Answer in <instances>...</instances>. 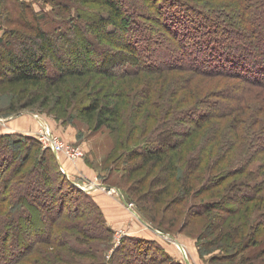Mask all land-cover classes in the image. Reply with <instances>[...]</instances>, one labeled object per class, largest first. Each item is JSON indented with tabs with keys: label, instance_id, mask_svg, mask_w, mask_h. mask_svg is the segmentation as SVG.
Here are the masks:
<instances>
[{
	"label": "trees",
	"instance_id": "obj_1",
	"mask_svg": "<svg viewBox=\"0 0 264 264\" xmlns=\"http://www.w3.org/2000/svg\"><path fill=\"white\" fill-rule=\"evenodd\" d=\"M50 1L57 16L62 10L64 11V19L59 18L60 21L52 25L50 22L46 28L45 22L48 21L49 11L42 8L36 10L23 0H0V2H4L0 7V25L3 28L0 35V50L2 51L0 75H3L0 76V83L3 81L7 84V89L19 85L48 88L54 83H57L58 86L54 85L53 87H59L60 84H65L69 77L94 75L92 72H102L99 74L107 76H113V74L127 75L129 78L124 79L125 82H132V77H138L139 81H142L139 70L149 76L150 71L175 68L177 69L175 76L178 83L169 87V89L171 88L170 94L168 93L169 89L165 94L164 87L160 89L154 85L157 90L154 96L156 99L158 98V104H160V106L157 105V110L165 115L163 120L166 123L163 125L166 127L172 123L170 118L176 111L179 115L183 113L192 115L198 109L197 118H202L205 114L204 111L199 110L200 103L204 101L202 97L209 92L210 88L212 89L211 86H218L224 81L215 82L214 85H209L208 82L213 79L217 81L220 76L235 77L238 80L236 85L240 83L243 85L239 93V99H243L237 104L240 109L238 115H242V113L243 115L237 117L239 118L238 123L242 122L244 114H249L250 109L264 112V105L260 104L263 102V97L259 96L262 92L256 93L259 96L258 99L253 100L254 96H250L256 88H261L257 91L264 89V79L259 77L260 72L264 73V0H205L204 3L202 0ZM140 2H146L152 10L134 12L138 9L141 10ZM178 2L185 6L188 11L197 10V13L200 12L198 13L201 16L200 21L191 20L189 18L190 13H186V10L180 5L179 7L173 6ZM197 3L205 5V9ZM71 4H75L74 13H72ZM87 4L97 6L92 7L90 5V7ZM224 8L227 10L222 11ZM156 12L165 15L157 18L154 14ZM225 15H228L230 21L224 18ZM144 19L152 20L154 23L145 24L144 27H150L142 32L135 25L144 24L142 23ZM205 19H207L206 23ZM8 23L24 26L31 32L20 37L19 34L12 31V28H8ZM152 36L157 41H162V46L158 45L153 50L156 54H160L158 62L154 66L150 64L139 65V50L141 49L137 43L138 41L147 42ZM156 36H161V39L158 40ZM200 51L208 53L209 59L217 57L226 61L228 63L227 68L221 69L218 63L212 66L209 60L206 63L207 57L203 60L198 57ZM141 56L144 57L143 52ZM117 59L118 61H115ZM120 63L123 64V68L117 71L116 65ZM225 82L231 83V81ZM148 88L146 98L151 99V92H148ZM75 92L72 93L73 96ZM101 93L102 91L99 90L96 94ZM66 94L70 97L72 95L69 92H66L65 96ZM143 96H145L144 93ZM97 98L81 108L82 114L95 115L94 130L107 127L110 122H118L117 118L122 111L116 102L106 99L102 103L99 96ZM160 98L162 102L159 101ZM66 100L68 103L67 97ZM36 103V101L25 102L19 108H27ZM231 103L232 101H229L227 104L230 109L234 108V104ZM250 115L260 120V125L264 126V119H260L257 113H250ZM135 124L137 125V123ZM135 124L131 125L129 129H132ZM220 129H223V126ZM168 132L170 131L168 130L165 134ZM158 135L159 131L155 132L150 139H142L133 146V149L127 151L128 160L130 158L133 160L140 159L134 161L135 164L130 168V171L134 173L142 170L139 175L133 176L134 183L131 185V189L140 192V200L149 205L147 211L151 215L143 211L140 213L141 218L149 222L153 228L176 235L181 231L178 230L179 228L184 230L188 225L199 224L193 217L207 215L209 220L208 231L225 239L226 242L229 239L227 252H222L223 256L219 257L223 262L222 264H264V221L255 219L254 222H251V232L253 231V233L250 235L251 232L249 234H247L248 231L245 232L247 239L245 241V239L241 240L244 233L236 225H233L231 220L227 219L228 222L223 221L217 224L212 219L213 216L210 217V211L215 205L213 199L205 200L204 203L190 201V207L188 206L186 212L184 211L185 207L182 205L185 203L183 202L194 191L192 169H189L187 176L180 175V169L175 167L173 156L165 153L164 145L166 142L164 138L160 139ZM251 136L252 141L255 138L253 132ZM246 147H248V143ZM191 156L194 157L196 154L192 153ZM165 162L166 166L164 165ZM155 169L162 172L155 171L151 176ZM53 174L60 177L69 186L70 191L86 198L88 202L86 201L85 204L89 205L88 209L92 210L93 206L97 205L88 190L78 188L71 182L51 148H41L40 142L35 137L26 135L25 132H0V203H2L0 204V264H51L46 262L57 258L73 262V260H78L75 258L76 255L78 257L87 254L92 260L99 256L98 251L91 248L88 251L83 249L85 251L78 252L74 248L79 247L78 245L69 248L67 251H62V246L65 243L63 239L67 237V234L60 236L62 244L60 243L58 247L52 246L55 245L56 234L61 235L57 226L60 224L64 225L61 227L63 230L67 228L69 230L77 229L79 236H83L81 237L82 240L84 238L89 240V237L92 239L95 236L92 230L83 229L77 223H61L62 217L66 216L62 209L63 205L58 208L48 206L49 202L43 195L53 188ZM224 174H226V170L214 173V178L216 180L222 179ZM260 179L262 180L263 176ZM260 179H236L235 181L242 184H245L246 181L248 185V189H244L238 196L231 195L239 207L247 203L242 213L245 217L250 216V213L260 211L264 207L263 199L258 198L259 189L263 185ZM177 188L178 191L176 192ZM206 188L207 186H204L203 190L199 189V191L207 192ZM165 194L168 197L170 195L175 196L163 207V212H167V215H162L159 205L162 203L160 199ZM123 195L125 201L127 199L133 200L124 191ZM30 197L38 200L39 203H45L44 212L49 218L47 225L42 226L33 223L34 219L29 212L32 207L28 201ZM251 199H253L252 203L249 202ZM138 209L142 211L140 207ZM235 217L239 219L241 216L235 215ZM178 222L179 225L176 226ZM163 224L169 225L164 228L162 227ZM98 227L102 231V236L106 230L110 231L109 227L102 226V224ZM98 227H95L96 233L99 231ZM208 231L197 236V241L201 246L205 244L202 243V238L210 243ZM73 238L77 239L78 236L74 233ZM101 238L107 243H111L110 236ZM152 242L148 239L134 241L129 237H123L117 250L118 252L122 251L121 256L131 250L136 260L133 264L155 263H149V255L156 258L157 264H183L182 261L180 263L178 259L175 260L176 258L174 259L160 247L153 246ZM230 243L233 245L231 251H229ZM246 243V246L257 247L262 245V247L252 253L242 254L243 249L246 248ZM92 260L89 261V264H92Z\"/></svg>",
	"mask_w": 264,
	"mask_h": 264
},
{
	"label": "rangeland",
	"instance_id": "obj_2",
	"mask_svg": "<svg viewBox=\"0 0 264 264\" xmlns=\"http://www.w3.org/2000/svg\"><path fill=\"white\" fill-rule=\"evenodd\" d=\"M23 1L36 10L42 8L50 12L48 21L45 22L46 28H48L50 22L52 25L60 21V19H64V11L60 10L61 12L57 16L50 0ZM202 2L204 3L205 0H202ZM3 4L4 2H0V7ZM139 4L142 6L141 10L138 9L134 12L139 13L141 11L148 12L147 10H152L146 2H140ZM197 4L199 5V3ZM71 5L73 7L72 13H74L75 4ZM90 5L92 7L97 6L95 4H87V6ZM179 5L185 9V6H182L179 2L173 6L179 7ZM199 6L201 8L205 7V5L201 4ZM226 10L227 8H224L222 11ZM196 11L186 10V13H190L189 18L191 20L193 19L194 22L200 21L201 19V16L198 14L200 12L197 13ZM154 14L157 18L165 15H161L159 12ZM224 18L230 21L228 15H225ZM219 19L221 20V18ZM142 21L144 24L135 25L142 32H145L150 27H144L145 24L150 25L154 23L152 20L151 22L147 19ZM206 22L207 19H205ZM7 25L8 28H12V31L15 34H19L20 37L31 32V30L21 25L14 23H8ZM2 32L3 28L0 25V35ZM160 37H157V39H161ZM137 45L141 49L139 50V65L145 66L150 64L154 66L157 64L160 54H156L153 50L158 45L161 47L162 41H157L152 36L147 42L138 41ZM1 52L0 50V55L2 54ZM142 52L144 53V57L141 56ZM184 54L187 55L186 52ZM198 55L202 60L207 57L206 63L210 61L212 66L216 63L220 64L221 69L227 68L228 66L226 61L220 60L217 57L215 59H209V54L203 51H200ZM115 61H118V59ZM116 68L117 71L122 69L123 64L116 65ZM162 70L150 71L149 76L146 75L147 73L139 70L138 72L142 81H139L138 77H132V82L123 81L129 78L127 75L120 76L119 74H113V76H107L105 74H99L102 72H95L96 74L92 72L94 75L69 77L67 82L63 85L60 84L59 87H53L54 85L58 86L57 83H54L52 86H48V88H34L19 85L7 89V84L3 81L0 83V132H25L26 135L36 138L35 133H37L40 124L44 123L43 125L52 132V135L57 141L63 144V151L67 146H70L73 148L75 155L82 153V155L74 159H70L63 152L56 155L71 182L78 188L88 190L90 196L97 202V205H94L97 208L93 206V209L91 208L92 210L88 209L89 205L85 204L86 201L88 202L86 198L70 191L69 186L60 177L54 174L52 175L53 188L43 195L47 199V202H49L48 206L58 208L63 205L62 209L66 213V216L62 217V220H60L61 223H77L83 229L92 230L93 235H95L92 239L89 237V240L86 238L82 240L81 237L83 236H79L77 229L69 230L67 228L63 230L61 227L64 225L60 224L57 226L59 227L58 231H60L61 235L56 234L55 245L52 246L58 247L60 243L62 244L60 238L67 234V237L63 239L65 243L62 246V251H67L69 248L78 245L79 247H74L78 252L88 251L91 248L96 249L99 256L92 260L87 254L79 255L78 257L76 255L75 258H78V260H73V262L57 258L46 263L89 264V261L92 260V264H133L136 260L131 250L124 253L123 256L120 254L122 251L118 252L117 250L123 237H129L134 241L137 239L152 240L153 246L160 247L174 259L176 258L175 260L178 259L180 263L182 261L183 264L223 263L219 257L222 255V252H227L229 239L226 242L225 239L208 231L209 220L207 215L193 217L199 224L188 225L184 230L183 228H179L178 230H181L180 232L173 227L178 232L176 235L153 228L149 222L141 218L140 213L143 211L150 214L147 211L149 205H146L140 200V192L131 189V185L134 183L133 176L139 175L142 170L134 173L130 171V168L135 164L134 161H139L140 159L133 160L130 158L128 160L127 151L133 149V146L142 139H150L158 131L160 139L164 138L166 142L164 145L166 148L165 153L173 156L172 159L174 160L175 167L180 169V175L185 177L189 169H192L194 191L183 202L185 203L182 205L185 207V212L186 208L190 207V201L204 203L203 201L205 200L213 199L215 205L210 211V217L213 216L212 219L217 224L223 221L226 223L228 222L227 219L231 220L233 225H236L238 229L242 230L244 236L241 240L245 239V241H247L245 232L248 231L247 234H249L252 229L251 222H254L255 219L264 221V207L260 211H255L250 213V216L245 217L242 213L247 203L239 207L231 196H238L244 189H248L246 181L245 184L236 183V179H260L263 176V179H260L263 185L259 189L258 198H262L264 204V126L260 125V120L250 115V113H257L260 119H264V112L250 109L249 114H244L242 122L238 123L239 118L237 117L243 115V113L242 115H238L240 109L237 105L243 99H239V93L243 85L241 83L236 85V81L238 82V80L235 77L225 78L216 76L219 79L217 81H215L216 79L210 80L208 82L209 85H214L221 81L224 82L215 87L211 86L212 89L210 88L209 92L202 97L204 101L202 100L203 102L200 103L199 110L205 112L204 116L197 118L198 109L192 115L187 113L179 115L176 111L170 118L172 123L169 127H166L163 125L166 123L163 120L165 119V115L157 110V105L160 106V104H158V98L156 99V96H154L157 91L156 87L160 89L164 87V93L167 94V89L175 86L178 80L175 76L177 69L170 68ZM259 74H261L259 77L264 79V73L260 72ZM225 81H231V83ZM147 87H149L148 92H151V99L146 98ZM258 89L261 88H256L250 96H254L253 100L258 99L259 96L263 97V102L260 104L264 105V89L257 91ZM99 90L102 93L97 95L96 93ZM170 90L171 88L168 90L169 94ZM66 92L70 94L75 92V95L73 96L72 94L70 97L66 94L65 96ZM257 92H262V95L260 94L258 96L256 94ZM143 93L145 96H143ZM27 94L28 96H26ZM81 94L84 95L80 96ZM97 96H99L102 103L108 99L109 101L116 102L119 108L122 109L121 115L117 118L118 122H110L107 124V127L105 126L100 130H94L93 128L95 115H84L81 111L83 105L91 103L93 99H98ZM66 97L69 99L68 103ZM61 100L62 102H60ZM30 101H36L37 103L27 108H19L22 103ZM159 101L162 102L161 98ZM229 101H232L234 108L230 109V106L227 105ZM17 106L18 108H16ZM133 124H135L134 127L129 129ZM221 126H223V129H220ZM164 128L166 129L161 131ZM168 130L170 132L165 134ZM252 132L255 138L251 141ZM247 143L248 147H246ZM40 146L43 149L48 148L43 146L42 143H40ZM192 153H195L196 156L190 157ZM164 165L166 166V162ZM154 166L156 167V165ZM158 166L160 167L161 165ZM223 170H226V174H224L222 179L216 180L214 173ZM155 171L162 172L161 170L155 169L151 173V176ZM84 184L88 186L82 188L81 185ZM99 184L106 186H98ZM204 186H207L206 190L208 191H199V189L203 190ZM123 191L127 196L130 195L133 200L127 199L125 201ZM175 191L177 192L178 188ZM174 196L170 195L168 197L165 194L160 199L162 203L159 206L161 207L160 213L162 211V215H167V212H163V207ZM256 200L258 201V199ZM28 201L32 204L29 212L34 219L33 223L42 226L44 224L47 225L49 218L44 212L46 209L44 207L45 203H39L38 200L32 197L28 198ZM249 202L252 203L253 199L249 200ZM235 215H240L241 217L237 219ZM97 224L99 226L102 224V226L109 227L110 231L106 230L102 236V231ZM168 225L163 224L162 227L165 228ZM178 225L179 222L176 226ZM96 226L99 230L98 233L95 230ZM204 231L209 232L210 243L205 238H202L201 241L205 244L201 246L197 241V236ZM74 233L78 236L77 239L73 238ZM252 233L253 231L250 235ZM68 234L70 235L69 238ZM100 236H110L111 243H107ZM77 240L82 241L78 242ZM178 244H180L181 249L178 247ZM261 247L262 245L257 247L248 245L243 249L242 254L252 253ZM232 249L233 245L230 243L229 251ZM155 260L156 258L154 256L149 255V263L155 262L153 264H157Z\"/></svg>",
	"mask_w": 264,
	"mask_h": 264
},
{
	"label": "built area",
	"instance_id": "obj_3",
	"mask_svg": "<svg viewBox=\"0 0 264 264\" xmlns=\"http://www.w3.org/2000/svg\"><path fill=\"white\" fill-rule=\"evenodd\" d=\"M43 124L44 123L40 124L37 133H35L36 138L43 144V146L51 148L57 155L63 152L70 159H74L75 157L82 155V153L75 155L73 148L70 146H67L63 151V144L60 141H57V139L52 135V132ZM87 186V184L81 185L82 188H86Z\"/></svg>",
	"mask_w": 264,
	"mask_h": 264
},
{
	"label": "water",
	"instance_id": "obj_4",
	"mask_svg": "<svg viewBox=\"0 0 264 264\" xmlns=\"http://www.w3.org/2000/svg\"><path fill=\"white\" fill-rule=\"evenodd\" d=\"M55 153V152H54ZM56 154V153H55ZM57 156V155H56ZM98 186H102V187H105L106 185H98ZM178 247L181 249V247H180V244H178Z\"/></svg>",
	"mask_w": 264,
	"mask_h": 264
}]
</instances>
